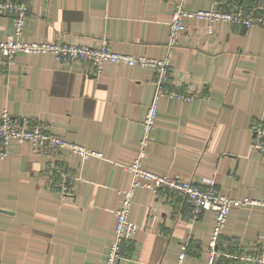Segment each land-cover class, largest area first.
Returning a JSON list of instances; mask_svg holds the SVG:
<instances>
[{"label":"crops","instance_id":"crops-1","mask_svg":"<svg viewBox=\"0 0 264 264\" xmlns=\"http://www.w3.org/2000/svg\"><path fill=\"white\" fill-rule=\"evenodd\" d=\"M20 39L64 40L90 46L109 40L134 56L166 54L174 6L168 0H26ZM236 0H188V9H229ZM244 1V0H242ZM249 1V0H245ZM187 35L171 58L173 86L195 96L161 98L142 164L158 174L179 172L201 187L214 183L231 198L264 201V154L252 147L253 120L264 121V27L185 18ZM13 21L0 16V41L17 39ZM155 91L154 69L106 61L61 63L50 53L18 51L0 60V115L44 121L55 135L101 153L81 157L69 148L42 155L12 140L0 157V264H105L115 238L119 189L138 156L143 121ZM73 175L74 193L55 190L54 171ZM129 219L137 226L119 264H207L215 211L198 218L182 196L138 187ZM264 203L233 208L222 250L239 253L264 238ZM239 264V263H234Z\"/></svg>","mask_w":264,"mask_h":264},{"label":"built area","instance_id":"built-area-1","mask_svg":"<svg viewBox=\"0 0 264 264\" xmlns=\"http://www.w3.org/2000/svg\"><path fill=\"white\" fill-rule=\"evenodd\" d=\"M168 1L173 4L174 9L169 22L167 50L164 57L154 58L116 52L112 50L106 37L101 38L99 47L64 40L24 41L20 39V36L30 12L28 2L26 0H0V16H8L12 19L14 32L18 37L17 39L0 41V60L6 66H11L15 63L16 53L24 51L27 53H50L61 63H86L98 72L102 70L106 61L129 65L137 64L141 67L151 66L154 69L155 91L143 121L144 131L139 154L131 164L126 166V169L132 174L131 183L128 188L118 190L121 199L115 209V238L109 246L105 264H119L124 257L123 245L134 237L137 226L129 219V213L134 192L138 187H148L154 192L169 190L182 196L185 203L191 208L193 219L198 218L204 210L215 211V222L207 250V264H264V238L260 243H256L239 253L227 252L220 248V245L224 243L223 230L227 224L230 211L235 207L260 204L264 201L251 198H231L221 194L214 183L201 187L179 172L158 174L148 170L142 164V157L147 152L152 131L156 126L161 98L168 95L189 100L195 96L193 88L187 92L175 89L171 75L173 51L180 45L181 38L187 35L185 18L191 17L204 22L210 33L216 30V24L221 21H230L245 27L253 25L264 27V0H236L230 3L227 10L221 8L188 9V0ZM251 130L253 132V149L264 154V121L253 120ZM12 140L29 142L33 149L42 155L54 154L62 148H69L82 160L93 155L101 156L100 152L53 134L47 122L21 120L11 114L7 108H4L0 115L1 158L8 154ZM54 172L52 178L54 179L55 190L62 196H71L75 190L73 175L62 167H57ZM187 250L188 244H184L179 256V264H182Z\"/></svg>","mask_w":264,"mask_h":264}]
</instances>
